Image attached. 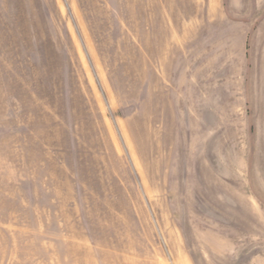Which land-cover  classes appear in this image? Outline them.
<instances>
[{"label":"rangeland","instance_id":"rangeland-1","mask_svg":"<svg viewBox=\"0 0 264 264\" xmlns=\"http://www.w3.org/2000/svg\"><path fill=\"white\" fill-rule=\"evenodd\" d=\"M258 2L0 0V264H264V111L212 47Z\"/></svg>","mask_w":264,"mask_h":264},{"label":"crops","instance_id":"crops-1","mask_svg":"<svg viewBox=\"0 0 264 264\" xmlns=\"http://www.w3.org/2000/svg\"><path fill=\"white\" fill-rule=\"evenodd\" d=\"M225 16L226 14L223 13L221 44L218 45L214 40L212 47H220L222 50L237 47L241 49V55L237 60L245 71L239 72L235 81L219 86V91L223 89L225 93L222 94L217 105H221L228 96L233 98L231 105L236 107L228 109L229 111L263 112V108L253 107L264 106V0H259L252 8L246 7L244 21H227ZM249 71L251 73H248ZM235 89L237 96L233 92ZM211 111L220 110L213 108Z\"/></svg>","mask_w":264,"mask_h":264}]
</instances>
